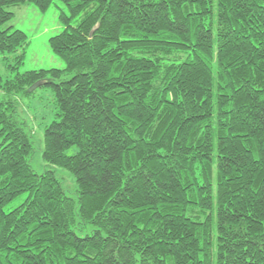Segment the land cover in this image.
Masks as SVG:
<instances>
[{"label":"trees","instance_id":"16d2710c","mask_svg":"<svg viewBox=\"0 0 264 264\" xmlns=\"http://www.w3.org/2000/svg\"><path fill=\"white\" fill-rule=\"evenodd\" d=\"M60 1L64 68L18 73L54 0H0V264H264V0Z\"/></svg>","mask_w":264,"mask_h":264},{"label":"rangeland","instance_id":"374dc122","mask_svg":"<svg viewBox=\"0 0 264 264\" xmlns=\"http://www.w3.org/2000/svg\"><path fill=\"white\" fill-rule=\"evenodd\" d=\"M10 10L14 15L7 25L11 26L12 29L22 30L29 40L23 64L18 68V73L38 69L64 68V62L52 52L49 46V38L64 29V25L60 21V15L62 11L66 14L68 12L63 3L60 0H54L53 4L45 12H41L34 4L30 3L11 7ZM0 74L2 76L9 75L1 55ZM50 98L51 91L49 89H37L33 97L20 101L22 117L25 118V115H27L39 119L40 126L37 123L34 124V133L40 141L42 140L43 127L50 123L54 117V106ZM31 165L38 173H42L45 169L53 170L57 178L62 182L66 194L73 199L77 198L76 183L73 175L60 167L52 166L43 161L42 142L41 145L37 143L34 156L31 159ZM19 201L20 199H17L8 204L4 207V210H10Z\"/></svg>","mask_w":264,"mask_h":264}]
</instances>
